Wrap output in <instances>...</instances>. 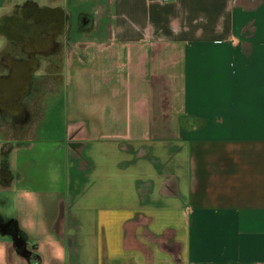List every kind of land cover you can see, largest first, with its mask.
Returning a JSON list of instances; mask_svg holds the SVG:
<instances>
[{"label": "crops", "instance_id": "1", "mask_svg": "<svg viewBox=\"0 0 264 264\" xmlns=\"http://www.w3.org/2000/svg\"><path fill=\"white\" fill-rule=\"evenodd\" d=\"M27 6L64 26L0 104V264H264V0H0V25Z\"/></svg>", "mask_w": 264, "mask_h": 264}, {"label": "flooded vegetation", "instance_id": "2", "mask_svg": "<svg viewBox=\"0 0 264 264\" xmlns=\"http://www.w3.org/2000/svg\"><path fill=\"white\" fill-rule=\"evenodd\" d=\"M64 23L57 12L47 13L25 7L22 16L7 17L2 20L0 34H7L12 40L20 43L22 51L27 53L26 59L4 57L2 65L7 75L0 78V104L19 107V99L23 88L30 82L29 73L39 66L36 57L55 51L57 44L53 43ZM7 60V64L4 60Z\"/></svg>", "mask_w": 264, "mask_h": 264}, {"label": "rangeland", "instance_id": "3", "mask_svg": "<svg viewBox=\"0 0 264 264\" xmlns=\"http://www.w3.org/2000/svg\"><path fill=\"white\" fill-rule=\"evenodd\" d=\"M85 7L84 6V10H85ZM2 13V11L0 10V14ZM3 14V13H2ZM89 17L87 15H83L80 19H79V25H80V28H79V32L80 34H83V35H86L88 34V28H87V25L88 23L90 24L89 22ZM77 34V31L74 30L73 31V36ZM3 47V41L1 43V40H0V48ZM0 71L2 72H7L6 69L0 65ZM58 83H56L55 81H53V83H49V85H51V88H55L57 86ZM52 100H54V98H51ZM44 119V118H43ZM43 121V120H42ZM0 125L6 129H8V131H15L16 133H19L18 132V129L22 126V122L20 121L19 118H15L14 122L12 123L11 119L8 118V117H3L0 115ZM41 126V125H40ZM32 127V126H31ZM13 129V130H12ZM30 129H33V128H30ZM23 134V133H22ZM32 133L30 130H28L27 132H24V137L26 136H30Z\"/></svg>", "mask_w": 264, "mask_h": 264}, {"label": "trees", "instance_id": "4", "mask_svg": "<svg viewBox=\"0 0 264 264\" xmlns=\"http://www.w3.org/2000/svg\"><path fill=\"white\" fill-rule=\"evenodd\" d=\"M4 63L7 64V60L6 59L4 60Z\"/></svg>", "mask_w": 264, "mask_h": 264}, {"label": "built area", "instance_id": "5", "mask_svg": "<svg viewBox=\"0 0 264 264\" xmlns=\"http://www.w3.org/2000/svg\"><path fill=\"white\" fill-rule=\"evenodd\" d=\"M161 1L166 2V1H168V0H161Z\"/></svg>", "mask_w": 264, "mask_h": 264}]
</instances>
